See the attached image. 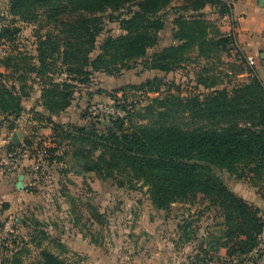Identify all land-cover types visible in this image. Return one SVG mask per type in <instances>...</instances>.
<instances>
[{
	"label": "trees",
	"instance_id": "obj_1",
	"mask_svg": "<svg viewBox=\"0 0 264 264\" xmlns=\"http://www.w3.org/2000/svg\"><path fill=\"white\" fill-rule=\"evenodd\" d=\"M175 1L12 0V16L38 24L36 56L25 74L29 78L32 73L31 81L39 82L44 112L50 116L65 112L71 105V83H86L91 75L88 68L96 70L98 66L144 58L164 28V12ZM207 6L217 7L220 17L231 11L221 0H183L182 6L171 11L196 14ZM108 12L117 15H109V19H114L126 36L106 40L100 46L101 53L91 60L89 55L103 31L99 15ZM173 24L172 37L178 45L154 55L155 70L167 72L178 67L184 61L183 54L195 48L201 55L205 51L213 54L227 47L234 49L233 39L220 37L218 31L208 36L204 20L179 16ZM45 27L49 30L40 35ZM16 33L17 30L0 27L2 39L14 38ZM24 58L17 53L0 64L7 71L12 65L15 71L16 60ZM55 74L63 76L61 82L54 79ZM248 74L252 78L231 92L189 93L181 97L170 85L161 99H152L147 107L129 114L126 127L125 119H110V131L106 127L98 132L92 124L66 130L52 125V132L64 135L73 147L69 157L83 173H94L100 179L125 174L148 188L151 203L158 210H168L173 203L193 202L197 195L209 199L226 227L223 245L233 242L234 237L244 238L228 248L227 256L239 263L241 256L250 255L255 248L263 218L259 209L230 192L212 169L231 174L242 170L251 176V181L256 178L264 183V85L252 69ZM2 77L5 75L0 73ZM24 86L7 87L0 80V116L17 117L22 112L21 98L27 97ZM187 119L193 124L186 123ZM67 155L63 152L62 157ZM53 158L51 161L61 160ZM36 246L38 258L30 264H66L40 244ZM9 264H23L19 252L12 255Z\"/></svg>",
	"mask_w": 264,
	"mask_h": 264
},
{
	"label": "rangeland",
	"instance_id": "obj_2",
	"mask_svg": "<svg viewBox=\"0 0 264 264\" xmlns=\"http://www.w3.org/2000/svg\"><path fill=\"white\" fill-rule=\"evenodd\" d=\"M11 1L0 0V27H9L17 33L14 38H0V61L17 53L25 58L16 60L15 71L12 65L7 71L0 64V73L5 75L0 80L16 89L24 83L27 97L21 98L22 112L17 117L0 116V264H9L15 252H19L23 264H30L38 258L37 244L64 259L66 264L141 262L145 235L159 231V217L172 221L175 217L200 215L204 211L214 215L216 207L202 195H197L193 202L173 203L168 210H158L151 203L148 188L125 174L100 179L94 173H83L69 157L73 147L63 134L52 132V125L66 130L93 124L98 132L106 127L110 131V119L116 120V113L124 112L126 127L129 114L147 107L152 99H161L170 85L181 97L189 93L231 92L252 78L248 74L251 69L264 85V59L256 54L255 65L250 67L244 57L237 59L240 54L229 47L213 54L205 51L202 55L195 48L185 52L184 61L170 71L152 68L154 55L178 45L172 33L173 21L179 16L204 20L208 23V36L218 31L220 37H225L228 21L221 19L218 8L207 6L196 14L173 12L171 8L183 5V0H176L164 12V28L157 33V43L148 49L144 58L98 66L96 70L88 68L91 75L86 83H71L69 108L58 116H50L40 103L39 82L31 81L32 73L29 78L25 74L27 65L34 63L32 58L36 56L38 24L12 16L9 13ZM109 15L117 16L109 12L99 15L103 31L89 55L91 60L101 53L100 46L106 40L126 36L114 19L110 21ZM48 30L45 27L40 35ZM53 77L57 82L63 79L56 74ZM93 107L100 108L91 113ZM109 110L114 114L108 117ZM188 121L191 120H185ZM137 123L144 124V121ZM13 135H20L18 145L13 143ZM63 152L68 155L62 157ZM55 156L62 158L51 161ZM25 160L30 161L29 166L18 167V163ZM212 170L230 192V188L248 187L264 199V183L256 178L251 181L248 173ZM17 173L27 177V181H23L24 190L15 188ZM192 207L201 210L191 214Z\"/></svg>",
	"mask_w": 264,
	"mask_h": 264
},
{
	"label": "crops",
	"instance_id": "obj_3",
	"mask_svg": "<svg viewBox=\"0 0 264 264\" xmlns=\"http://www.w3.org/2000/svg\"><path fill=\"white\" fill-rule=\"evenodd\" d=\"M221 19L228 21L226 33L230 27L234 28L236 45L244 59L254 58L256 54L264 59V6H261L259 0H241L234 5L228 16ZM18 164V167L23 169L29 166L30 161L25 160ZM19 175L17 173L16 177ZM23 176V181L26 182L27 177ZM230 190L248 205L259 209L264 217V199H261L255 190L248 187ZM200 210L201 208L198 210L192 207L191 214L199 213ZM214 212L212 216L211 212L204 211L200 215L175 217L172 221L159 217V231L145 235L141 262L127 264H194L202 260H219L224 264H254L251 255L241 256L239 263L227 256L232 243L244 238L234 237L233 242L223 245L226 241V227L221 216L216 210Z\"/></svg>",
	"mask_w": 264,
	"mask_h": 264
},
{
	"label": "built area",
	"instance_id": "obj_4",
	"mask_svg": "<svg viewBox=\"0 0 264 264\" xmlns=\"http://www.w3.org/2000/svg\"><path fill=\"white\" fill-rule=\"evenodd\" d=\"M221 1L224 3V5L227 8L231 10L234 7V5L239 3L241 0H221ZM226 36L233 39L234 41L233 48L235 49L236 53L240 54L237 56V59H241L242 55L241 52H239L236 45L234 28L230 27V30L227 32ZM245 60L250 67L255 65V59L253 57H246ZM98 108L100 107H93L90 110V112L95 113ZM107 113H108V117L114 114L112 110L107 111ZM116 116L118 117V119H123L126 116V114L124 112L123 113L117 112ZM250 255L254 258L255 264H264V217H263L262 229L259 235L257 236L256 246ZM194 264H224V262L219 260H205L201 263H194Z\"/></svg>",
	"mask_w": 264,
	"mask_h": 264
},
{
	"label": "water",
	"instance_id": "obj_5",
	"mask_svg": "<svg viewBox=\"0 0 264 264\" xmlns=\"http://www.w3.org/2000/svg\"><path fill=\"white\" fill-rule=\"evenodd\" d=\"M259 3L261 4V6H264V0H259ZM261 58L263 59V56H261ZM20 137V135H13L12 136V141L15 145L19 144L18 141V137ZM23 180H24V176L23 175H19L17 178V183L15 185V188L17 190H24V184H23Z\"/></svg>",
	"mask_w": 264,
	"mask_h": 264
}]
</instances>
